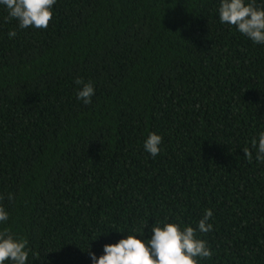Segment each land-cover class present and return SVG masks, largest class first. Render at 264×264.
I'll return each instance as SVG.
<instances>
[{
  "label": "trees",
  "instance_id": "1",
  "mask_svg": "<svg viewBox=\"0 0 264 264\" xmlns=\"http://www.w3.org/2000/svg\"><path fill=\"white\" fill-rule=\"evenodd\" d=\"M220 2L56 0L45 29H21L0 5V231L28 241L26 264H93L106 244L147 242L157 222L195 229L208 209L213 230L197 238L213 255L199 264H264L251 147L264 44L222 23ZM77 78L92 82L91 104Z\"/></svg>",
  "mask_w": 264,
  "mask_h": 264
},
{
  "label": "clouds",
  "instance_id": "2",
  "mask_svg": "<svg viewBox=\"0 0 264 264\" xmlns=\"http://www.w3.org/2000/svg\"><path fill=\"white\" fill-rule=\"evenodd\" d=\"M55 3L56 0H0V5L7 7L9 17L17 20L21 29L47 28ZM218 12L222 23L235 26L254 43L264 44V8L257 7L256 0H221ZM15 35L14 30L9 32L10 38ZM75 82L81 86L77 98L85 104H91L94 95L92 82H85L80 78ZM161 142L162 137L153 132L146 139L144 148L155 157L160 152ZM251 147L256 150V159L264 163V131L260 132L258 139H252ZM243 151L246 159L251 162L252 151L247 147ZM2 199L0 196V200ZM8 199L12 200L14 197L9 194ZM212 216V210H206L195 229L192 226L182 229L179 224L167 222L160 226L157 222L152 227V236L147 242L137 235L128 234L117 243L106 244L104 254L99 258L95 253H90L91 259L93 264H199L197 258H211L213 255L207 241L197 238V230L201 233L213 230V225L208 222ZM8 219V213L0 206V222ZM27 244L26 239L15 238L7 228L0 231V264H5V261L26 264Z\"/></svg>",
  "mask_w": 264,
  "mask_h": 264
}]
</instances>
